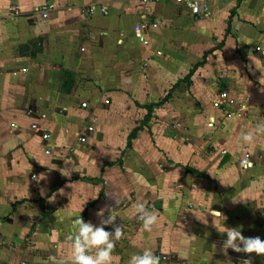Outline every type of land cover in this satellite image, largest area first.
Here are the masks:
<instances>
[{"label": "crops", "instance_id": "1", "mask_svg": "<svg viewBox=\"0 0 264 264\" xmlns=\"http://www.w3.org/2000/svg\"><path fill=\"white\" fill-rule=\"evenodd\" d=\"M199 1L0 0V264H70L82 207L116 216L118 264H227L224 225L264 239V0Z\"/></svg>", "mask_w": 264, "mask_h": 264}, {"label": "clouds", "instance_id": "2", "mask_svg": "<svg viewBox=\"0 0 264 264\" xmlns=\"http://www.w3.org/2000/svg\"><path fill=\"white\" fill-rule=\"evenodd\" d=\"M214 122L215 117L210 116L208 127H212ZM241 140L244 144L252 143L254 141V133L252 131L242 132ZM51 161L52 160H50L49 163H51ZM64 162L66 165L71 163V167L60 169L64 176H70L74 170H79V168L74 165L73 161L64 160ZM240 166L241 168L250 166L247 157L240 161ZM111 196L115 200L116 205L121 203V199L115 191L111 193ZM92 198L95 199L96 196ZM86 202L87 200L84 204ZM82 210L83 207L80 209V215L76 216L73 220L74 232L67 237V240L71 242L70 264H118V258L114 260L113 252L116 247V242L119 241L123 235V230L119 226H116L114 231H109L105 228L106 225L114 224L116 216L110 214L107 219H104L105 209L100 208L96 212V215L101 217L100 224L94 225L91 221H85L81 216ZM135 211L139 220L142 221L143 230L151 232L152 226L156 224L158 220L157 212L155 210L148 211L144 203H138ZM220 214L221 213L218 211L212 212V215ZM218 230L221 233H226V239L223 242L222 248L225 253L228 249H232L235 252L264 254V239H261L259 236L245 237L240 228H228L225 225ZM247 262L250 264V261ZM129 264H161V257L154 254L153 250L145 248L142 253L132 255Z\"/></svg>", "mask_w": 264, "mask_h": 264}, {"label": "built area", "instance_id": "3", "mask_svg": "<svg viewBox=\"0 0 264 264\" xmlns=\"http://www.w3.org/2000/svg\"><path fill=\"white\" fill-rule=\"evenodd\" d=\"M136 2H138L141 5H148L150 3H162V2H169V3H174V4H184L186 5L188 8H190V10L192 11V13L194 15H202L208 12V7L204 4L201 3V1L199 0H134ZM53 8L52 4H44L41 6L40 12L42 14V17H46L47 13ZM16 9V8H15ZM96 9L95 5H91L89 8V12H93ZM102 13H106V10L104 7L100 8ZM143 28V26L141 25H136L134 26L135 31L138 33L139 36H141V34H139L140 30ZM143 39V37H141ZM27 69L26 68H22L21 72H26ZM14 75L17 74V72H13ZM219 98L220 100L218 102H215L214 105L219 107L221 106V104L226 103L228 105H234L236 104V101L233 98L228 97L226 92H221L219 94ZM85 104H83L84 106ZM229 117L231 116V114H227ZM91 129V128H90ZM49 138V134H44L43 135V139H48ZM81 140L83 141L84 138H81Z\"/></svg>", "mask_w": 264, "mask_h": 264}, {"label": "rangeland", "instance_id": "4", "mask_svg": "<svg viewBox=\"0 0 264 264\" xmlns=\"http://www.w3.org/2000/svg\"><path fill=\"white\" fill-rule=\"evenodd\" d=\"M27 172H23L22 174V177L25 178V174ZM223 248V242H219L218 245H216V248H219V251H220V248ZM230 250V252H229ZM226 253L221 249V251L223 253H219L218 254V261H223V262H227L228 264V261L229 260V263L231 264H248L247 261H250V264H252L254 261H255V258L256 256L258 255H254V256H251V257H246L244 252H235L233 251L232 249H229ZM230 255V256H229Z\"/></svg>", "mask_w": 264, "mask_h": 264}, {"label": "trees", "instance_id": "5", "mask_svg": "<svg viewBox=\"0 0 264 264\" xmlns=\"http://www.w3.org/2000/svg\"><path fill=\"white\" fill-rule=\"evenodd\" d=\"M166 98H168V96Z\"/></svg>", "mask_w": 264, "mask_h": 264}]
</instances>
